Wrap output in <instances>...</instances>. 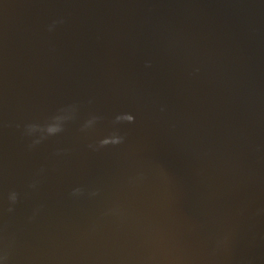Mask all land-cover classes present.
Returning a JSON list of instances; mask_svg holds the SVG:
<instances>
[{"label": "water", "instance_id": "obj_1", "mask_svg": "<svg viewBox=\"0 0 264 264\" xmlns=\"http://www.w3.org/2000/svg\"><path fill=\"white\" fill-rule=\"evenodd\" d=\"M127 113L134 122L117 121ZM29 125L39 127L30 132ZM49 125L60 130L50 134ZM263 126L264 0H0V155L21 154L36 135L44 141L31 160L50 150L61 155L64 162L52 166L66 165L60 174L78 182L95 179L97 199L168 179L174 188L212 192L230 230L246 241L238 264H264V139L254 136ZM113 133L123 142L101 144ZM144 159L158 160L163 183ZM48 163H38L43 174ZM30 168L11 165L13 189L39 205L32 194L25 198L35 185L21 184ZM37 186L44 209L26 217L41 214L40 223L47 213L64 220L70 205L94 194L89 183L63 196ZM142 191L132 206L150 194ZM11 194L0 188L2 212L13 217H0V242L27 208ZM162 207L166 215L176 209ZM216 215L203 223L215 227ZM37 224L23 228L26 249L0 245V256L8 254L0 264L52 258L37 238L26 239L37 236Z\"/></svg>", "mask_w": 264, "mask_h": 264}, {"label": "bare ground", "instance_id": "obj_2", "mask_svg": "<svg viewBox=\"0 0 264 264\" xmlns=\"http://www.w3.org/2000/svg\"><path fill=\"white\" fill-rule=\"evenodd\" d=\"M261 129L254 136L264 139V126ZM41 141L44 140H39L36 135L27 136L24 141L25 150L21 154L0 155V162H2L0 188H3L6 193L10 194L13 191L15 193L13 189L15 174L11 170V165L20 164L31 167L21 184L29 182L35 185L28 188L25 198L28 199L32 194L33 201L39 205L29 206L30 203H26L21 194L16 195L15 200L25 204L28 209H22L23 216L17 218L16 226L10 231L11 234L7 239L0 242V245L7 244L11 249L18 245L27 246L28 243L23 240L25 238L23 228L33 226L36 221L37 236H29L26 239L35 242L37 238L42 247L47 246L48 254H51L52 258L45 259L44 255L42 258L39 256L37 260L32 255H27L26 258L34 261L31 264H45L46 260H49L46 264H238L236 263L238 258L241 259L244 256V251L248 252H246L247 244L244 237L230 230L231 227L212 192L194 188L183 189L181 186L174 188L178 185L171 183L167 178L168 183L162 187L149 189L150 186H147L145 189L131 192H127L124 187L116 190L113 188L116 195L101 194L106 197L97 199L95 194L98 187H94L93 182L95 179L86 178L78 182L75 177H63L59 169H63L66 165L54 167L51 163H62L65 158L61 155L53 156L51 150L47 157L41 158L49 161V168L43 174L44 168L38 164L41 159L38 162L36 159L31 160L32 155L35 154L36 144ZM32 147L34 149H30ZM144 162L154 169L152 173H148L154 178L158 176L159 183H163L166 178L155 174L161 166L158 160L151 162L149 159H144ZM141 173L136 172L135 176L145 178V175ZM89 175L99 177L100 173ZM39 183L47 190L49 185L54 188V191L59 188V196L70 192L71 188L83 191L85 183H89V191L94 190V194L89 199L85 197L82 201L85 205L82 202L70 205L71 211L64 212V220L53 218L52 215L43 211L42 213H47L49 217L40 223L43 217L41 214L26 217V214L32 212L31 209L35 206L44 209L37 200L39 199L37 186ZM139 191L150 194L144 195L143 201L132 206V202L139 197L137 196ZM130 194L135 195V200L128 197ZM149 197L160 200L166 197V202L151 200ZM49 199L54 201L52 195ZM163 205L175 206L176 209L166 215L163 212H167V208H163ZM0 212L3 223L13 218L2 212V205ZM214 213L217 214L215 227L204 224L203 222L212 220ZM14 214L16 215L17 212L14 211ZM72 224L74 226L71 227ZM42 228H47L45 236L40 235L43 233ZM54 229H60V231ZM28 230L34 233L33 228ZM241 254L243 255L240 256Z\"/></svg>", "mask_w": 264, "mask_h": 264}, {"label": "clouds", "instance_id": "obj_3", "mask_svg": "<svg viewBox=\"0 0 264 264\" xmlns=\"http://www.w3.org/2000/svg\"><path fill=\"white\" fill-rule=\"evenodd\" d=\"M117 121L134 122V116L132 114L127 113L126 116H125V118H123V119H117ZM38 127H39L38 125H29L28 126V129L31 132V131L36 130ZM46 130H47L48 133L52 134V133H55V132L59 131L60 130V127L55 126V125H49V126H47V129ZM123 139H124L123 136H120L117 133H113L112 135H110L108 137H105L101 141V144H108V143L118 144V143H122L123 142ZM79 191H80L79 189L74 190V194L75 193H78ZM10 198L13 201H15L16 194L15 193H12ZM0 258L7 260L8 259L7 252H5L3 254V256H0ZM241 264H254V261L252 259H245V260H242L241 261Z\"/></svg>", "mask_w": 264, "mask_h": 264}]
</instances>
